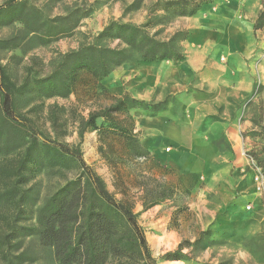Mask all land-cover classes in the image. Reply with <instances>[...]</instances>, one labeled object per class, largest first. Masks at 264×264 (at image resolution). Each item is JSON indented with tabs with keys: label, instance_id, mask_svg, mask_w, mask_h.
<instances>
[{
	"label": "rangeland",
	"instance_id": "rangeland-1",
	"mask_svg": "<svg viewBox=\"0 0 264 264\" xmlns=\"http://www.w3.org/2000/svg\"><path fill=\"white\" fill-rule=\"evenodd\" d=\"M6 1L0 0V7ZM20 1L25 2L21 15L36 9L38 20L27 15L23 21L18 12L0 14V65L16 84L29 79L28 89L14 96L15 114L27 117L50 139L79 145L83 159L111 194L132 204L155 264H264V182L259 192L253 169L257 166L264 180V4L251 17L254 36L250 46L261 75L251 92H231L215 103L213 118L202 125L219 150L213 165L217 173L206 174L199 162L194 171L181 172L172 161L158 159L140 143L137 118L145 112L154 114L170 100L179 108L172 94H164L159 102L144 101L150 104L146 108L142 105L114 114L135 136L115 133L101 118L97 119L100 130L84 126L90 112L112 104L116 97L127 94L141 100L126 89L128 80L140 77L142 64L162 60L143 61L133 50L132 59L115 67L106 81V77L97 80L86 70H78L66 96L45 95L30 80L50 75L65 52L82 45L124 46L114 35H99L110 21L146 23L147 32L167 40L176 32L189 34L205 19L219 21L233 0L199 1L198 9L189 15H177L156 4L172 0ZM233 16L236 21H244L245 16L249 20L243 10ZM48 20L71 28L48 37L43 32ZM243 21L238 23L243 25ZM187 43L188 36L180 43L182 51ZM156 69L151 71L155 76ZM116 85L124 89L122 94ZM1 100L0 92V193L11 180L12 167L27 141L23 125L3 119ZM164 151L170 149L164 147ZM228 164V169L222 168ZM74 175L73 167L47 166L41 160L28 164L24 179L18 182L21 189H29L22 204L15 202L17 196L0 198V264L18 253L26 260L17 263L13 259L11 264H60L53 246L43 244L36 235L15 237L12 229L36 227L40 206ZM169 252H178L180 259L166 258ZM134 259L114 257L107 264H131Z\"/></svg>",
	"mask_w": 264,
	"mask_h": 264
},
{
	"label": "trees",
	"instance_id": "trees-1",
	"mask_svg": "<svg viewBox=\"0 0 264 264\" xmlns=\"http://www.w3.org/2000/svg\"><path fill=\"white\" fill-rule=\"evenodd\" d=\"M199 1L203 0L160 1L161 3L156 4L171 13L189 15L198 9ZM24 4L25 2L20 0H7L0 7V14L18 12L23 21L26 20L27 15H31L34 21L38 20L36 9L28 10L21 15ZM51 21H47L43 31L48 37L68 31V27L71 28L65 25H53ZM146 26V23L135 25L110 21L99 35H114L124 46L85 44L75 50L67 51L61 56L50 75L32 78L30 84L45 95L66 96L76 82L78 70H86L92 77L101 80L115 67L131 60L133 50L143 61L148 62L179 60L183 57L180 43L188 36V32H176L164 40L147 32ZM28 84L27 78L21 84L11 81L0 65L3 119L12 118L27 130L23 134L27 141L12 167L10 172L12 178L0 193V198L10 200L17 196L15 202L18 206L22 204L29 189H21L18 182L24 179L28 164L34 160H41L47 166L73 167L75 175L40 206L36 215V227L25 228L19 225L17 229L15 227L12 229L13 236H38L43 244L54 247L60 264H107L110 258L122 256L136 258L131 264H155V258L148 248L144 231L132 204L117 200L111 194L103 179L83 159L79 145L50 139L34 127L27 117L15 114L14 96L28 89ZM142 105L145 108L150 106L143 100L124 94L116 97L112 104L90 112L84 126L100 130L101 126L97 124V119L101 118L103 122H108V128L115 133L122 132L126 136H135L131 128L116 121L114 114ZM23 229L25 231L15 233ZM177 254L178 252H169L165 257L180 259ZM13 259L17 263L26 260L23 253H18L10 258L6 257L4 264H11Z\"/></svg>",
	"mask_w": 264,
	"mask_h": 264
},
{
	"label": "crops",
	"instance_id": "crops-1",
	"mask_svg": "<svg viewBox=\"0 0 264 264\" xmlns=\"http://www.w3.org/2000/svg\"><path fill=\"white\" fill-rule=\"evenodd\" d=\"M262 4L264 0H233L224 7L219 21L211 23L205 19L189 32L181 59L142 64L140 77L128 80L130 86L126 89L145 102H159L164 94H172L180 103L176 108L170 100L154 114L145 112L137 118L139 139L145 150L160 160L172 161L184 173L194 171L198 162L204 173H217L213 165L219 150L202 125L213 118L215 103L231 92H251L261 75L250 43L254 36L251 17ZM242 10L249 20L245 16L240 25L233 15ZM155 67L156 76L151 72ZM115 87L118 93L124 92ZM164 147L170 151L166 153Z\"/></svg>",
	"mask_w": 264,
	"mask_h": 264
},
{
	"label": "built area",
	"instance_id": "built-area-1",
	"mask_svg": "<svg viewBox=\"0 0 264 264\" xmlns=\"http://www.w3.org/2000/svg\"><path fill=\"white\" fill-rule=\"evenodd\" d=\"M254 183L256 185V189L259 192H263V174L261 173L260 169L254 165ZM250 207V205H248V208Z\"/></svg>",
	"mask_w": 264,
	"mask_h": 264
}]
</instances>
